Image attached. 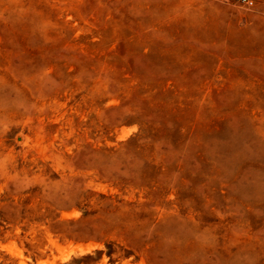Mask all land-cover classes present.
<instances>
[{
	"label": "rangeland",
	"instance_id": "rangeland-1",
	"mask_svg": "<svg viewBox=\"0 0 264 264\" xmlns=\"http://www.w3.org/2000/svg\"><path fill=\"white\" fill-rule=\"evenodd\" d=\"M253 2L0 0V264H264Z\"/></svg>",
	"mask_w": 264,
	"mask_h": 264
},
{
	"label": "built area",
	"instance_id": "built-area-1",
	"mask_svg": "<svg viewBox=\"0 0 264 264\" xmlns=\"http://www.w3.org/2000/svg\"><path fill=\"white\" fill-rule=\"evenodd\" d=\"M234 2L246 5V6H253V0H233Z\"/></svg>",
	"mask_w": 264,
	"mask_h": 264
},
{
	"label": "bare ground",
	"instance_id": "bare-ground-1",
	"mask_svg": "<svg viewBox=\"0 0 264 264\" xmlns=\"http://www.w3.org/2000/svg\"><path fill=\"white\" fill-rule=\"evenodd\" d=\"M61 251H62V249H61ZM79 251L84 252V251H87V250L79 248Z\"/></svg>",
	"mask_w": 264,
	"mask_h": 264
},
{
	"label": "trees",
	"instance_id": "trees-1",
	"mask_svg": "<svg viewBox=\"0 0 264 264\" xmlns=\"http://www.w3.org/2000/svg\"><path fill=\"white\" fill-rule=\"evenodd\" d=\"M86 257H88V258H89V257H91V256H90V255H87Z\"/></svg>",
	"mask_w": 264,
	"mask_h": 264
}]
</instances>
